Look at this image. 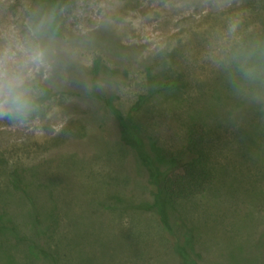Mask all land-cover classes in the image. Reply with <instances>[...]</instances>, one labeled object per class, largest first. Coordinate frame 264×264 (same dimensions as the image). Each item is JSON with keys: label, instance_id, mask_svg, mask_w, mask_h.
<instances>
[{"label": "rangeland", "instance_id": "1", "mask_svg": "<svg viewBox=\"0 0 264 264\" xmlns=\"http://www.w3.org/2000/svg\"><path fill=\"white\" fill-rule=\"evenodd\" d=\"M34 3L0 0V55L42 48L34 95L55 92L24 121L0 119V220L29 233L37 212L53 222L43 242L63 264H180L115 114L75 95L85 78L58 73L59 54L84 70L101 57L128 72L104 80L138 134L175 155L191 124L206 130L216 181L177 205L198 264H264V0H64L56 45L43 35L50 9L62 24L58 8L32 15ZM4 243L0 264H37L25 242L10 254Z\"/></svg>", "mask_w": 264, "mask_h": 264}, {"label": "trees", "instance_id": "2", "mask_svg": "<svg viewBox=\"0 0 264 264\" xmlns=\"http://www.w3.org/2000/svg\"><path fill=\"white\" fill-rule=\"evenodd\" d=\"M46 1L58 8V13L63 19L59 26L55 21V11L50 9L47 29L49 31L43 36L50 40L49 43L56 45L60 39L64 38L62 12L64 0H35L31 10L32 15L45 9L43 5ZM53 49L60 48L53 47ZM57 58L60 60L58 62L59 74L61 71H66L75 79L85 78L78 85H75L77 88L75 95L80 97L81 101L92 100L93 103L115 114L120 137L132 151L131 165L135 173L140 176V180L152 188L149 195L153 203L147 211L155 213L159 225L171 240L172 252L178 262L180 264H198L199 257L195 241L186 229L187 226L184 224L183 216L177 209V205L205 194L216 181L208 152L204 149L207 134L204 126L196 122L191 124L183 149L175 155L168 153L157 141L138 134L131 125L129 118L115 111L114 97L112 94H108L109 92L106 90L111 86L105 83L104 77L115 76V83H118L128 77V72L123 73L122 77H117L121 75V72L115 71L113 66L105 63L101 57H95L91 67L87 70H84L82 66L70 65L73 61L68 60L66 53H62V56L59 54ZM167 88H171V85H168ZM36 92L35 102L42 104L52 96L55 90L53 87L50 88L41 84L36 87ZM125 121H128L129 126H126ZM18 177L19 174L14 172L10 178L13 189L17 193L23 191L18 187ZM21 194L24 195L25 192ZM40 215L38 212L34 214L31 233L15 220L7 223L0 220V241L6 243L5 253H12V250L20 248V244L25 242L37 253L35 260L37 264H63L61 262L62 248L54 244L46 246V242H43L46 237L47 239L50 238L54 224Z\"/></svg>", "mask_w": 264, "mask_h": 264}, {"label": "clouds", "instance_id": "3", "mask_svg": "<svg viewBox=\"0 0 264 264\" xmlns=\"http://www.w3.org/2000/svg\"><path fill=\"white\" fill-rule=\"evenodd\" d=\"M45 55L40 47L26 50L19 62L9 53L0 55V119L24 121L30 115L35 106L32 71L44 63Z\"/></svg>", "mask_w": 264, "mask_h": 264}]
</instances>
